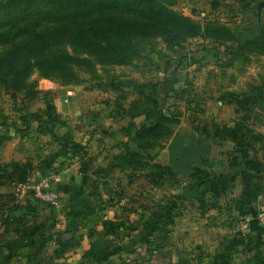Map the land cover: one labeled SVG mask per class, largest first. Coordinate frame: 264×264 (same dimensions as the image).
<instances>
[{"label":"rangeland","instance_id":"374dc122","mask_svg":"<svg viewBox=\"0 0 264 264\" xmlns=\"http://www.w3.org/2000/svg\"><path fill=\"white\" fill-rule=\"evenodd\" d=\"M212 1L175 0L173 8L201 22L216 21L225 24L235 34H254L260 26L264 28V5L257 11L256 4L245 0H216L219 6L212 9ZM153 41L154 52H145L138 62L109 68L111 76L108 81L121 82L120 91L87 89L95 83H103L102 85L108 88L109 82L106 84L101 80H89V75L83 74L87 80L79 86L86 88L90 95L88 101L96 105L90 110L86 108L76 123L70 122V126L56 125L53 130L55 139L50 135L41 136L36 133V122L31 121L27 126L19 118L24 113L40 112L44 107L45 93H50L54 102L51 91L56 81L40 78L36 71L32 72L29 81L35 84V89L38 91L35 98L19 96L12 99L8 93L0 89V131L9 130L20 135L18 147L28 149L26 161L33 165L29 178L35 180L42 174L55 172L67 164L69 159L63 158V155L74 153L75 143L80 144L79 149L86 146L87 158H90L89 155H94L91 156V160L94 158L95 161V164L91 163L92 169L99 171L100 163H106L104 160L112 158V155L122 149L131 127L153 123L149 117L153 101L156 99L172 113L176 112L177 104L180 105L182 115L180 123L174 127L173 136L188 135L189 145L191 135L197 137L196 135L204 134L202 131L205 130L212 137L213 150L235 152L237 145L251 147L250 153L255 150L263 163L260 171L262 176L255 188L257 192H261L260 202L264 203V141L249 140L247 135L244 136L245 130L241 126L242 111L235 103L219 100V96L224 91H230L241 98L246 105H251L253 110L248 126L254 135H261L264 139V50L254 49L243 52V56L234 58L231 66H224L230 55L225 53L223 46L215 45L213 39L208 37L188 38L173 51L165 48L166 43L161 37ZM230 45V50H233L235 43L232 41ZM183 89L187 94L185 100L192 101V106L198 102L203 107L202 113L184 111V103L177 100ZM194 124L199 125L196 131L193 129ZM60 136H65L68 140L60 142L61 140H57ZM183 143L178 141L176 150L184 151L185 143ZM163 155L160 160L157 158V161L165 162L164 152ZM102 157L103 161H101ZM101 175H106L105 178L108 180H105V186L101 184L103 188H98L97 196L104 199L108 196L118 205L115 215L117 219L113 220L114 223L112 221L109 223L113 237L104 240L101 245V251L105 250L102 261L112 260L110 264H136L140 254L130 253L129 247H134L143 241L151 252L153 247L167 248L170 242L171 245L174 243L180 250L176 256L177 264H264L263 234H261L262 238H250L247 242L238 243V246L223 245L225 243L222 242L217 230L220 224L218 213L223 208H227L228 203L214 197L218 192H213L211 197L210 194L205 197L197 196L194 201L190 199L188 202L177 198L173 210L177 220L171 219L168 222L167 218L170 215L169 202L166 200L168 177L164 182L152 186L142 174L136 173L132 180H129L127 174L121 173L117 168ZM181 181L180 178L178 182ZM16 186L17 184L7 183L0 187V192L7 202V205L0 210V215H7L10 220L7 225L0 223V264H37L40 257L39 249L36 248L32 252L27 246L31 245L30 242L37 241L45 247L46 242L52 240L53 233L49 234L50 230H44L37 238L34 229L29 231L30 222L37 220L34 213L44 217L54 216L56 208L29 197L18 199L15 193ZM30 199L34 202L31 203ZM0 203H3V200ZM206 205L208 209L209 206L214 209L211 212L203 210ZM130 214H137L138 221L129 218ZM143 215L144 221L141 220ZM156 215H159L157 222L153 220ZM237 219L239 218L235 217V220ZM137 225H142L144 232L141 236L128 240V235L132 236L137 232L135 228ZM261 231L264 229L258 227L254 229L255 233L260 234ZM169 232H172L171 237ZM125 239L128 241L124 244L130 252L111 255L117 240ZM19 247L26 248L27 254L20 252ZM85 264L91 262L85 261Z\"/></svg>","mask_w":264,"mask_h":264},{"label":"trees","instance_id":"16d2710c","mask_svg":"<svg viewBox=\"0 0 264 264\" xmlns=\"http://www.w3.org/2000/svg\"><path fill=\"white\" fill-rule=\"evenodd\" d=\"M245 1L257 5L261 0ZM174 4L175 0H0V89L12 99L19 96L35 98L38 91L35 84L29 81L34 71L40 78L52 79L61 85L84 84L87 79L83 74L89 75V80H101L107 84L111 76L109 68L132 65L142 59L145 52H154L153 40L157 37L163 39L169 51L188 38L213 39L215 45L223 46L225 53L230 55L224 66H231L234 58L243 56V52L264 50L263 27L260 26L254 34H235L225 24L201 22L183 15L173 8ZM218 6V1L211 2L212 9ZM232 41L235 45L230 50ZM102 84L95 83L87 89L120 91L122 88L121 82H109L108 88ZM182 93L176 98L184 103V111L202 113L203 107L198 102L192 106V101L185 100V89ZM43 97L44 107L40 112L24 113L19 120L27 126L31 121L36 122V133L55 139L54 127L65 125L66 120L57 112L50 93H45ZM219 100L235 103L242 111L244 136L247 135L249 140L264 141L261 135H254L248 126L253 110L251 105H246L230 91H224ZM177 106L176 112L172 113L155 99L149 117L153 123L131 127L122 149L111 158L110 170L104 169L102 173L117 168L121 173H126L129 180L134 174L140 173L152 186L172 176V169L157 162L155 157L173 134L174 127L180 123L182 111L180 105ZM193 126L195 130L199 129V125ZM202 133L209 136L205 130ZM58 138L60 142L68 140L65 136ZM73 147L76 151L72 156L79 158L81 172H87L91 168V158L86 157V146L79 149L80 144L75 143ZM250 148L237 145L235 151L246 170L260 172L262 160L255 150L250 153ZM32 169L33 165L29 161L0 163V187L7 183L16 185L25 182ZM46 174L49 173L42 175ZM191 177L194 180H209L215 176L196 167ZM2 194L0 192V201L3 200L0 210L7 205ZM107 202L110 206L115 204L111 198ZM168 209L169 214H172V209ZM169 216L168 222L171 221ZM153 218L157 222L159 215ZM250 218V221L254 219L257 222L255 217ZM111 221H103V234L91 244L83 256V262H102L105 250L101 251V245L109 239L105 237L106 234L112 232L109 229ZM9 222L7 215H0L1 224L7 225Z\"/></svg>","mask_w":264,"mask_h":264},{"label":"crops","instance_id":"0c3cea01","mask_svg":"<svg viewBox=\"0 0 264 264\" xmlns=\"http://www.w3.org/2000/svg\"><path fill=\"white\" fill-rule=\"evenodd\" d=\"M53 86L51 91L54 98L53 103L60 117L66 120L65 126H70V122L76 123L86 108L90 110L96 105V103L88 101L89 92L82 86L61 85L59 83H53ZM0 135H2V138H0L2 139L0 142V163H8L13 160L26 161L29 151L27 148L18 147L20 135L14 132L11 133L9 130L0 131ZM176 136L172 134L155 157L156 161L157 158L160 160L164 156V152L165 162H157L169 166L174 172L172 176H167L168 197L166 200L169 202V207L172 208V214L169 217L174 221L177 220L173 211L174 207H176L177 198L182 199L183 202H188L190 199L194 201V199L205 197L208 194L211 197L213 192H218L214 197L217 200L228 203V207L223 208L218 213L220 224L217 230H219L222 242L225 243L223 245L233 244L234 246L236 244L238 246V243L247 242L250 238H262L261 234L264 235V231H261L259 234V232L255 233L254 229L255 227L264 229V226H260L254 219L249 222L248 229H240V223L246 217H255L264 206V203L260 202L262 194L261 192H257L255 188L261 179L262 173L246 170L241 157L236 151L219 152L217 149L213 150L212 137L210 135L199 134L196 135L197 137L191 135L190 145L188 135ZM178 141L185 143H183L185 145L184 151L176 150ZM91 156L89 155L90 158ZM63 158L69 159L67 160V164L55 170V172H47L59 179L57 188L60 195V206L55 209L56 214L52 217H44L39 213H34L37 220L30 222L29 231L34 229L37 238L41 236L40 234L44 230H50L49 234L53 233L52 240L46 242L45 247H42L41 243L37 241H34V243L30 242L31 245L27 246L32 252L36 248L39 249L40 257L37 264H82L84 260L83 256L89 250L91 244L98 236L103 234V221L117 219L115 215L118 211V205L114 204V206H110L107 202L110 197L108 198L107 196L104 199L97 196L96 193L99 187L103 188L101 184H104L105 180H108L105 178L106 175L103 176L101 174H103L104 169L110 170L112 166L111 158L104 160L106 163L99 164L102 167L98 166L99 171H94L95 169H92L91 165L90 170L85 173L81 172V162L78 157L67 153L63 155ZM93 159L91 163L95 164ZM101 161H103V157ZM196 167L209 172L215 177L209 180H194L191 174ZM77 176L78 180H76ZM180 178L182 181L178 182ZM206 201L205 199L204 202L206 203ZM30 202L33 203L34 200ZM209 209L207 205L203 207V210L210 212L214 208L209 206ZM136 215L130 214L129 218L136 219ZM235 217L239 219L235 220ZM141 220H145L144 215ZM135 228L137 232H134L132 236L128 235V240L139 237L144 232L142 225H137ZM171 233L169 232V237L172 236ZM152 235H154L153 232ZM59 236L61 239H59ZM105 237L112 238V232L111 234H106ZM128 240H117L111 255H123L130 248V253L140 254L136 264H165L166 262L164 261H167L166 264H177L176 256L180 253V250L177 249L174 243L171 245L170 242L167 248L159 247L157 249V247H153V252H151L143 241L134 247L127 248L124 242ZM26 250L24 247H19L20 252L27 254ZM110 263H112V260L100 263L92 262L91 264Z\"/></svg>","mask_w":264,"mask_h":264},{"label":"built area","instance_id":"2783aa9c","mask_svg":"<svg viewBox=\"0 0 264 264\" xmlns=\"http://www.w3.org/2000/svg\"><path fill=\"white\" fill-rule=\"evenodd\" d=\"M58 183L59 179L53 174L42 175L35 180L28 178L25 182L17 184L15 193L20 200L29 197L45 202L53 208H58L60 206ZM255 218L260 226H264V206L258 211ZM250 219V217H246L240 223V229H248Z\"/></svg>","mask_w":264,"mask_h":264},{"label":"water","instance_id":"95a60500","mask_svg":"<svg viewBox=\"0 0 264 264\" xmlns=\"http://www.w3.org/2000/svg\"><path fill=\"white\" fill-rule=\"evenodd\" d=\"M262 5H264V0H261V1L258 2V4H257V11H259V8H260ZM76 180H78V176H77Z\"/></svg>","mask_w":264,"mask_h":264}]
</instances>
